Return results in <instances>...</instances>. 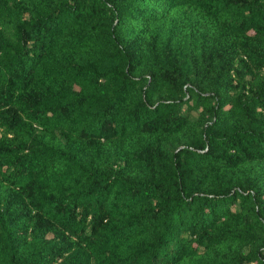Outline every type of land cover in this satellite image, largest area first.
Returning a JSON list of instances; mask_svg holds the SVG:
<instances>
[{
  "label": "trees",
  "instance_id": "trees-1",
  "mask_svg": "<svg viewBox=\"0 0 264 264\" xmlns=\"http://www.w3.org/2000/svg\"><path fill=\"white\" fill-rule=\"evenodd\" d=\"M0 264H264V0H0Z\"/></svg>",
  "mask_w": 264,
  "mask_h": 264
},
{
  "label": "rangeland",
  "instance_id": "rangeland-1",
  "mask_svg": "<svg viewBox=\"0 0 264 264\" xmlns=\"http://www.w3.org/2000/svg\"><path fill=\"white\" fill-rule=\"evenodd\" d=\"M192 114H193V115H196V114H198V111H197V110L192 111Z\"/></svg>",
  "mask_w": 264,
  "mask_h": 264
}]
</instances>
